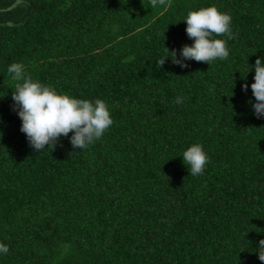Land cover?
<instances>
[{
	"label": "trees",
	"instance_id": "trees-1",
	"mask_svg": "<svg viewBox=\"0 0 264 264\" xmlns=\"http://www.w3.org/2000/svg\"><path fill=\"white\" fill-rule=\"evenodd\" d=\"M212 5L231 16L236 38L217 37L228 58L158 69L165 47L194 42L188 11ZM0 30V264H264V118L251 89L264 0H0ZM12 63L104 100L113 124L72 156L73 133L35 152L11 108ZM194 143L210 157L197 177L182 158Z\"/></svg>",
	"mask_w": 264,
	"mask_h": 264
},
{
	"label": "clouds",
	"instance_id": "clouds-1",
	"mask_svg": "<svg viewBox=\"0 0 264 264\" xmlns=\"http://www.w3.org/2000/svg\"><path fill=\"white\" fill-rule=\"evenodd\" d=\"M149 2L152 8L166 4L170 6V0ZM183 21L187 24L185 31L188 38L194 42L183 45L179 50L165 47L164 54L157 61L158 69L163 68L168 58L182 68H188L186 61L190 60L211 65L217 58H228L226 40L236 38L230 28V14L212 5L188 11ZM219 36H225L226 40L217 38ZM252 67L255 69L254 83L251 84L255 97L252 107L257 118H264V57L257 58ZM7 72L17 81L11 93V108L22 121L20 131L26 135L30 147L37 153L46 150V146L53 151L61 137L68 139L69 133H73L70 137L72 156L78 149L85 150L101 139L113 124L109 107L102 99L85 100L71 97L67 93H58L54 86L33 79L23 63L10 64ZM242 90L247 92V82L243 84ZM174 103L182 104L183 97H176ZM182 158L193 177L203 175L206 164L210 162V157L199 143L187 148ZM8 252L9 247L0 243V254L7 255ZM256 252L258 259L264 262V239L259 241Z\"/></svg>",
	"mask_w": 264,
	"mask_h": 264
},
{
	"label": "water",
	"instance_id": "water-1",
	"mask_svg": "<svg viewBox=\"0 0 264 264\" xmlns=\"http://www.w3.org/2000/svg\"><path fill=\"white\" fill-rule=\"evenodd\" d=\"M1 41H2V33H1V30H0V44H1Z\"/></svg>",
	"mask_w": 264,
	"mask_h": 264
}]
</instances>
